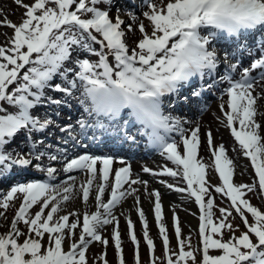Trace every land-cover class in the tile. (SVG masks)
Here are the masks:
<instances>
[{
	"label": "rangeland",
	"instance_id": "1",
	"mask_svg": "<svg viewBox=\"0 0 264 264\" xmlns=\"http://www.w3.org/2000/svg\"><path fill=\"white\" fill-rule=\"evenodd\" d=\"M111 1L99 0L95 4L89 3L88 0H0V21L7 22L5 25L0 23V35H3V37L0 36V132L2 126L11 125L14 118L12 113L21 109L16 98L21 93L28 91L25 85L30 79L29 76L33 77L32 69H35L34 72L36 69L41 70L40 60L42 63L44 62L41 47L37 46L35 51L32 49L38 41V36L47 29L46 25L53 19V14L57 12V9L66 13L75 11L78 8L73 4L74 2L91 6L76 10L89 23L88 29L84 33L77 31L71 22L63 25L59 30L55 28L56 31L50 32L49 41L60 43L63 48L67 45L76 48V51L71 53L68 70H63L61 74H54L57 78L65 77L66 72L69 76L77 77L82 74L91 75L93 72H98L99 56L102 50L107 53V45L110 50H115L117 47L115 43L105 44L102 41L105 49H100V44L92 41L93 35L101 39L105 34V31L96 29L97 26L93 25L96 16H98L97 21H100V17L103 16V14L96 13L98 9L109 11L106 14L109 22H112L117 14H128L123 17L126 20L118 25L119 35H121L118 42L125 49L129 47L133 53L131 56L135 55L134 52L138 45L145 41L146 37L159 34L157 31L160 28L157 29L155 22L153 25V16L159 10L152 13L151 5L147 4L144 8L141 7L140 10L143 9L137 11L134 17L131 8L117 6ZM165 2L166 0H163L161 3L162 7ZM49 43L47 42L46 45L50 46ZM93 49L99 50V52L94 55ZM35 54L38 55L34 58ZM138 56L137 54L136 58ZM131 63L138 65V62L131 61ZM4 72V76L1 77V73ZM22 75L23 80L21 79ZM54 80L55 78L51 76L47 78L46 82H42L41 98L45 96V102L51 98L58 99L61 105L57 106V109L64 106L71 107L70 101L73 98L78 99L77 93H73V89L76 91L81 87L83 91L90 90V87L82 83L79 78H76L75 82L69 78L66 87L62 80L61 85L56 84ZM65 90L70 91L71 94L65 96L62 92ZM210 108V111L201 119V121L204 120L203 126L199 127V134L205 138L208 136L207 132H210V128L206 127L207 123L220 117L218 106L212 103ZM54 111L48 112L45 108L33 107L29 114L33 116L39 127L45 126L49 133H54L51 129L57 123V117L54 118L52 115ZM55 112H58V116H64L59 111ZM46 115L49 120L45 117ZM64 122L67 120L62 119L58 123L62 125L61 123ZM262 131L261 143L263 144L261 146H263L258 149V154L262 158L261 164L264 163L263 124ZM22 135V131L7 139L0 135V149L9 150L26 158L32 156L29 161L30 175L0 183V264H235L239 258L242 259V264H253V260L264 264V208L261 206L263 205L259 191L261 189L256 186V184L262 183L264 191V168L261 177L256 178V184L255 175L250 173L251 185L244 183L237 186L236 181L234 182L237 188L233 189L234 193L248 192V198L233 193L236 196L234 198L231 189L228 186L227 189L225 186L228 183V178L234 177L237 165L248 172L251 169L245 155L233 157L225 150L227 156L223 157V167L227 169V174H223L222 180L215 179L216 184L214 185H210L207 180H204L199 187L203 191L205 199L203 228L193 226L191 220L197 215L199 217V209L194 200L193 203L190 200L189 205L178 203L179 206L184 207L183 212L178 209L172 211L170 208L171 216H169L165 213L164 205H152L144 199L142 202H138V206L131 204L130 201L113 206L111 208L114 213H112V218L119 216L118 222H111L109 225L106 223L101 225L96 222L93 224L92 222L89 231L81 232V228L86 224L85 221V224L82 223L85 216L82 218L78 214L77 219L79 218L81 224L75 223L70 226L71 230L66 229V219L61 215L63 210H57L56 206L65 204L68 199L62 198L57 201L58 196L75 194V199H73L75 202L78 201L80 204L88 206L83 208L85 209L84 214L88 213V210L90 213V210L96 205V209L101 210L97 211L105 216L106 213H111L109 208L103 210L100 207L105 195L99 199L100 201L93 200V195L97 194L96 187L90 188L83 182L86 180L83 171L73 172L69 175L63 168V172H59L60 170L52 172V166L58 164L62 167V164L50 161L54 155H45L46 144L43 141H36L32 137V142L43 147L42 152L35 148H33L34 151L28 152L23 150L24 144L23 146L18 144ZM221 143L232 148L226 139ZM237 147L238 151L242 152L241 147ZM57 148L59 149V147ZM206 151L208 150L205 147ZM200 156L204 170L211 169L213 172L211 161L208 162L205 156ZM142 174L145 173L142 172ZM204 175L207 178L206 173ZM145 181L149 184L150 178ZM165 182L175 183L183 188V184L176 183L175 176L167 178ZM153 183L156 182L153 181ZM153 183H150L152 187L156 185ZM193 183L197 186V182ZM160 186L164 185L157 187L160 188ZM246 186H251L249 191ZM179 187H176L177 190ZM89 189H91V193ZM152 189L157 193L160 192L156 187L149 190ZM183 191L185 192V190ZM183 191L171 194L177 193L176 195L186 196L187 194H184ZM51 194L57 195L54 198ZM231 199L240 202L243 209L241 213L235 212L231 207ZM89 216L92 219V216ZM129 221L133 223L130 224ZM202 231L205 234L203 240L201 238ZM61 234L63 235L61 236ZM83 234H86L85 241H82V237H80ZM58 238L62 240V245ZM72 247L74 248L70 250ZM64 253H67L66 256L60 258Z\"/></svg>",
	"mask_w": 264,
	"mask_h": 264
},
{
	"label": "bare ground",
	"instance_id": "2",
	"mask_svg": "<svg viewBox=\"0 0 264 264\" xmlns=\"http://www.w3.org/2000/svg\"><path fill=\"white\" fill-rule=\"evenodd\" d=\"M157 3H160V2H157ZM120 19H121L120 16H117L116 19H115L116 20L115 22L108 23V25L106 26V31H108V32L110 31L111 33L115 34L116 36H119L118 23L120 22ZM171 20H172L171 18H167V21H171ZM149 27H150V24H149ZM1 37H3V35ZM163 79L164 78H160V80H163ZM255 90L257 92L256 96H257V100H258L257 103H256L257 115L260 117V113H262V117H263L264 116V80L258 81L255 84ZM214 104L216 106L225 107V105H226L225 98L222 97L219 101L217 100ZM188 113L195 114V112L193 110H191V108L188 109ZM200 124H201V126H203L204 120H202ZM206 127L210 128L209 130H211L213 138H214L213 139V148L212 149H216L218 151H221L222 148L226 147V150H227L228 154H230L233 157L235 155L236 156H238V155L242 156L244 154L243 152L238 151V147L237 146H238L239 140L236 138V133L237 132H235V130L229 125V123L227 122L225 117H223L221 115L219 118H216L213 122L207 123ZM207 133H209V132H207ZM225 139L232 146L231 149L228 146H224V144L221 143ZM261 144H263V143H261ZM214 145H215V147H214ZM165 151H166L165 153L170 152V154H171V156L169 157L168 160H170V161H172L174 163V168L172 169V171L177 172V173H179V172L180 173H184L182 171H186V164L190 163L189 157L187 155L186 156H182V154L179 153V150L176 149L175 147H171L170 150L166 148ZM165 153H161L158 156L163 157V158H167V156H166L167 154H165ZM174 154H177L178 161L174 160V158L172 156ZM204 155H205V159L209 162V160L210 161L212 160L211 157L214 156V153L211 154L210 151H206V152H204ZM179 160H180V162H179ZM132 163H133V167L135 169L134 172L138 173V174H141L143 172V170H142V163L143 162H140L138 160H133ZM19 166L22 167L23 165L20 164ZM228 166H229V164H228ZM230 167H229V169H230ZM51 169H52V172L55 171V170L56 171L60 170L59 172H63V168L61 166H58V165L57 166H52ZM174 169H176V170H174ZM117 171H118V169L114 168V169H112V171L109 174L106 175V178H107L108 182L111 181L112 177L117 173ZM252 172H253L252 169H249V172H248V170L245 171V170L242 169V167H240V165L239 166L237 165V167H236V169L234 171V177L231 180V182H232V184L234 186V189H236L235 185H234L235 181H236V185L237 186L240 185V184L243 185L244 183H249L251 185L252 181H251V179H249V175L253 174ZM55 173H58V172H55ZM138 174H135L133 176V178H135L136 176H139ZM206 176H207L208 183H210V185H212V184L214 185L215 184V174L211 171V169H208L206 171ZM84 177L86 179H89V183L87 182V185L90 186V188L93 187V186L97 187L96 183L99 180L95 177V175H90V176L89 175H87V176L84 175ZM130 179H131V176L129 177L128 182L126 181L125 183H121V185L118 188L119 194H121V196H124V199H121L119 201V203H121L120 205L124 204L125 201H130L131 204H133L135 206H138L137 205L138 202L139 201L142 202V200L145 199V200H148L149 203H151L152 205H155V204L156 205L157 204L164 205L166 207L165 213L167 215L171 216V214H169L171 212L170 208L172 209V211L173 210L176 211V209H178L180 212L184 211V207L179 206L178 203H183V204L189 205L190 204V200H191V203H193V199L189 195H186V196L182 197V196L176 195L177 193L171 194L173 192H176L174 190H177V188L172 186V185H164L163 187L160 186V188H159L160 192L157 193V191H155L153 189L149 190L150 188H155V187H152V184H147L145 186V184L142 183V181L139 179V180L136 181V183L131 185V183H129ZM254 181H255V179H254ZM249 187H251V186H249ZM90 190L91 189H89V192H90ZM102 191L103 190H101V192L99 194H102ZM147 193H150L151 195H148ZM99 194H96V195L94 194L93 195V200H97L99 197H96V196H98ZM103 194H105L107 196L110 194L108 188H106V193L103 191ZM245 195H246L245 197H247V198L249 197V194L245 193ZM194 197H196L198 199V201H201L202 198H203V194H198L197 195V193L195 192ZM62 198H67L68 201L65 204H61L60 206H57V210H60V209L63 210L61 215L63 217H65V219H66V229L71 230V227H70L71 225H74L75 223L81 224L79 222V218L77 219V215L78 214L80 215L85 210L83 208H87L88 206L84 205L83 203L80 204L78 201L75 202L73 200V199H75V194H69V195L68 194H64L62 196H58L57 201L62 199ZM99 199H98V201H100ZM86 203L89 204L88 202H86ZM71 208H73V209H71ZM90 211H91L90 215L92 216L91 220L95 219L96 223H101V225H102V223H104V224L106 223L107 225H109L111 222L112 223L113 222L115 223V221L118 222L119 218H120L119 216H116V217L112 218V216L114 214L112 212V209L109 210L111 213L108 212V213H106L107 215H105V216L99 214V212L96 209V206L93 207ZM65 214H67V215H65ZM83 219H85L84 221H85V223H87L88 217L83 218ZM62 220H63V218H62ZM191 220H192L193 226L198 227V224H199L198 215H197L196 218L194 217V219L192 218ZM129 223H130V221H129ZM132 223H130V224H132ZM58 224H60V222H58ZM61 224H62V222H61ZM93 224H95V223H93ZM82 226H83V224H82ZM63 231H64V229H63ZM57 232H58V229H57ZM57 232H55L56 235H57ZM62 235L63 234H61V236ZM59 241L61 242V245H62V240L59 239Z\"/></svg>",
	"mask_w": 264,
	"mask_h": 264
}]
</instances>
